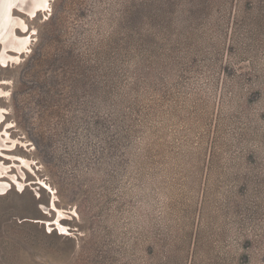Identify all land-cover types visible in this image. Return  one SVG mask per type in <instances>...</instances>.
Wrapping results in <instances>:
<instances>
[{"label": "rangeland", "instance_id": "374dc122", "mask_svg": "<svg viewBox=\"0 0 264 264\" xmlns=\"http://www.w3.org/2000/svg\"><path fill=\"white\" fill-rule=\"evenodd\" d=\"M49 9L10 10L34 43L0 60L25 144L0 150L24 186L0 195V264H264V0Z\"/></svg>", "mask_w": 264, "mask_h": 264}, {"label": "bare ground", "instance_id": "6f19581e", "mask_svg": "<svg viewBox=\"0 0 264 264\" xmlns=\"http://www.w3.org/2000/svg\"><path fill=\"white\" fill-rule=\"evenodd\" d=\"M51 1L52 0H0V39L2 40L3 43V49L0 60H2V63L8 62V66H11V62H12V66L20 65L19 62L20 58H24L25 56H27L25 54L29 52V49L32 47L34 43V38H33L34 34L30 35V37L28 35L31 32V29L26 31L28 26L27 20L22 16L16 17L14 15H11L10 10H13L11 9L12 8L11 6L19 7L22 11L26 12V14H28L29 17L30 16L32 17L35 16L34 15L35 13H38L40 11L50 10L49 8L51 7ZM19 29L22 31V33L18 32ZM1 48L2 47H0V52H1ZM6 50H8V52H14L15 55L11 56L5 54L4 51ZM1 70L2 69L0 68V71ZM3 83L4 84L6 83L8 86H11L9 84V80H5V79L0 80V100L2 99L8 101L9 90L8 88L3 86ZM8 114H9L8 108L5 106H0V125L3 124L5 126L6 124H8V127L5 129L4 133H2V139L0 138V150L2 147L3 148L7 147V149L8 147L9 149L16 147V150L17 149L19 150V147L24 146L25 144L23 143L24 141H18L16 138H14L13 134L9 136V133L12 130L13 126L10 123V121L7 119ZM3 129H1V132L3 131ZM8 138L9 141H7ZM2 152H3L2 154L11 157V159L14 160V165L17 166L18 168H20L22 165H25L27 167L35 169L31 160L23 157L21 153L18 152L12 153L9 151L8 152L2 151ZM11 168L12 165L7 164L6 161L2 162L0 160V195H4L11 188L13 183L11 182L10 179H12L14 182L16 181L17 186H19L21 190L24 188L22 184L23 180L19 176L18 177L14 176L15 173H13V170ZM21 170H23V168H21ZM57 199L58 198L56 195L54 196L52 195V199H51L52 208L50 209V212L52 211V209L56 211L55 215L57 216L56 219L57 227L61 232L63 233L66 232V234H69L71 233L70 232L71 229H69V227H67L63 223V220L69 219L70 215L75 217L74 213H77V211L73 210L72 208L71 210H67L59 207L56 204Z\"/></svg>", "mask_w": 264, "mask_h": 264}, {"label": "water", "instance_id": "95a60500", "mask_svg": "<svg viewBox=\"0 0 264 264\" xmlns=\"http://www.w3.org/2000/svg\"><path fill=\"white\" fill-rule=\"evenodd\" d=\"M14 8H19V7H17V6H14V7H13V9H14Z\"/></svg>", "mask_w": 264, "mask_h": 264}]
</instances>
